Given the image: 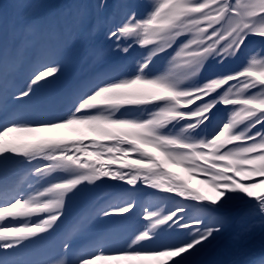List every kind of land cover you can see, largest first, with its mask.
I'll return each mask as SVG.
<instances>
[{"label":"snow or ice","instance_id":"snow-or-ice-1","mask_svg":"<svg viewBox=\"0 0 264 264\" xmlns=\"http://www.w3.org/2000/svg\"><path fill=\"white\" fill-rule=\"evenodd\" d=\"M136 7L119 3L105 20L112 5L99 0L90 25L106 41L93 49L97 62L143 49L130 75L98 73L70 93L61 114L0 124V264H194L226 230L229 206L245 203L240 194L255 198L251 211L264 221V192L255 191L264 180L236 179L264 178V0H154L144 15ZM84 23L81 15L21 32H55L66 45ZM210 61L222 70L209 72ZM16 62L0 47L5 84ZM63 68L60 48L42 52L19 93L4 88L5 106L30 102ZM60 132L68 135H43ZM10 166L32 179L10 182ZM180 172L202 177V187ZM107 180L129 187L114 185L65 230L73 202ZM56 236L59 259L26 258Z\"/></svg>","mask_w":264,"mask_h":264},{"label":"bare ground","instance_id":"bare-ground-1","mask_svg":"<svg viewBox=\"0 0 264 264\" xmlns=\"http://www.w3.org/2000/svg\"><path fill=\"white\" fill-rule=\"evenodd\" d=\"M98 2L99 0H0V18L7 16V19L10 20L12 33L15 32L16 34V37L13 38V43L16 44L15 48L19 49V53L24 51L28 45L29 49L31 47H36L34 41L36 40V36L41 34L48 37L44 43L43 52L54 51L58 45L57 42L59 37L55 32H35L34 35H31L32 33H25L23 39H21L19 42L18 33L21 31L24 25L35 24L38 27L47 28L50 22H55L59 28L65 22L74 24L76 21H78L81 15L85 17L84 25L79 29L78 32L73 33L72 39L66 45L64 44V46L62 43L60 44L64 64L62 73L58 74L57 77L46 78L52 82L41 89L42 92L46 93V96L52 94L57 96V94L59 95L62 93L59 96L60 102L57 100L58 105L55 108L56 111L48 110L49 105L42 107V104L39 110H37V114L28 120H39L45 118L47 114L62 113L66 109L65 101L69 97L70 93L78 89L82 84L89 81L91 78L95 77L98 73L105 71H115L119 69V71L116 72L117 75L123 76L131 74L134 68V58H136L138 53L143 51V49L137 48L136 51H132L128 55L122 53L119 55L110 54L102 62H97L92 54L93 49L106 46L104 31L102 29L93 31L90 28V25L96 24L97 21L96 6ZM90 3L93 4L91 9L88 8ZM108 3L112 5V9L103 17L105 20L108 19V17L111 15V11H114L115 6L119 3L134 4L137 6L136 10L139 12V14L144 15L150 10L154 0H108ZM30 5H39V7L30 8ZM49 37H54L55 40L51 41ZM30 38H34V40L32 39L33 41H30ZM181 39L184 38L182 37ZM10 43H12V41H10ZM79 45H84L89 51L82 54L81 49H78L80 47ZM255 54V51L250 52L248 59H250L251 56ZM40 55L41 54L37 55L36 53V56L34 55L35 57L28 55L25 57L21 56L23 61L17 58V62L14 65L15 71L12 74V76L15 78V82L12 83L10 78H8L6 83L13 87V89L10 88L8 91L9 97H11V93L13 92L19 93L20 86L17 87V84L19 78L24 75L23 69L25 67H29V73L25 75H30L32 65ZM161 66H163V62ZM220 70H222V66L217 65L215 61H210L208 63L209 72H217ZM1 86L2 85H0V87ZM0 100V106L2 108L0 109V124H2L7 118L26 119L25 115L27 113L25 110L21 113H17L19 109L17 107L14 109L15 112L11 113V110L13 109L9 106V103H7L5 106L4 98H0ZM12 101L13 104L18 102L14 99H12ZM62 105H64V108L61 110L60 107ZM121 111H128V109H122ZM43 135L50 137H61L68 134L66 132H60L45 133ZM25 173L26 171H24V174ZM180 174L185 180L191 183L193 187H202L198 182L202 178L199 175L190 176L184 172H180ZM30 179L32 178L29 177L24 184H26ZM236 179L238 182H242L244 184L264 180V178L260 177L253 179H243L241 177H236ZM97 183L100 184L101 187L96 188L94 185H89L88 187L91 189V192L86 196L77 198L71 205L72 210H85L98 197L112 192L114 190V185H117L120 188L129 187L128 185H125L119 181L107 180L106 183L104 181H98ZM255 191L258 194L262 193L264 192V187L255 189ZM240 195L243 196L245 203L235 201L229 206V208L224 212V216L227 220L226 230L199 256L194 258V264H236L238 261L244 258L246 259V256H253V258L260 257V259H262L260 255L264 253V221H262L258 215L253 214L251 211V205L256 203L255 198H249L246 196V194ZM76 214H78V212ZM9 219L6 223H9ZM20 219L23 220L24 218ZM14 224L22 225L24 222ZM127 227L129 232L134 230L136 227L135 220H129L127 222ZM121 238L122 237L120 234H114V239L120 240ZM52 241L54 240H51L45 246L34 247V249H36V254H40L43 247H54ZM73 243L74 246H77L79 245L80 241H73ZM249 264H264V260Z\"/></svg>","mask_w":264,"mask_h":264}]
</instances>
